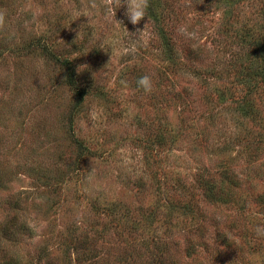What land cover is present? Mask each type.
<instances>
[{"label":"rangeland","instance_id":"1","mask_svg":"<svg viewBox=\"0 0 264 264\" xmlns=\"http://www.w3.org/2000/svg\"><path fill=\"white\" fill-rule=\"evenodd\" d=\"M126 10L0 0V264H264V0Z\"/></svg>","mask_w":264,"mask_h":264},{"label":"clouds","instance_id":"2","mask_svg":"<svg viewBox=\"0 0 264 264\" xmlns=\"http://www.w3.org/2000/svg\"><path fill=\"white\" fill-rule=\"evenodd\" d=\"M126 5V12L125 16L127 17L128 21L133 25L137 26L141 24V21H145L143 25V29L137 28L136 33L143 34L145 30L148 28V18H147V9L149 7V0H104L105 11L107 15H114L116 14V8L125 6ZM92 8H96L97 5L93 3L91 5ZM121 24V23H120ZM6 26V18L5 13L0 11V29H3ZM178 33L182 35L187 34V30L184 26H180L178 28ZM138 88L143 89L145 92H151L152 90V80L151 77L148 75H143L136 81ZM121 84L124 87H127L126 81H121ZM94 167L92 171H94ZM256 235L258 237H264V227H257L255 229Z\"/></svg>","mask_w":264,"mask_h":264},{"label":"trees","instance_id":"3","mask_svg":"<svg viewBox=\"0 0 264 264\" xmlns=\"http://www.w3.org/2000/svg\"><path fill=\"white\" fill-rule=\"evenodd\" d=\"M160 36H162V35H160ZM165 44V43H164Z\"/></svg>","mask_w":264,"mask_h":264}]
</instances>
